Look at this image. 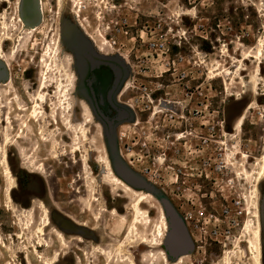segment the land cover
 Masks as SVG:
<instances>
[{"label": "rangeland", "instance_id": "374dc122", "mask_svg": "<svg viewBox=\"0 0 264 264\" xmlns=\"http://www.w3.org/2000/svg\"><path fill=\"white\" fill-rule=\"evenodd\" d=\"M65 1L64 10L60 11L56 0H44V25L39 31L24 32L18 52L10 61L12 83L1 94L8 102L19 97L9 110L13 119L9 134L13 138L24 135V140L18 141L31 157L34 155L45 164L46 170V178L20 170L13 199L23 209L31 207L34 201L47 203L55 222L69 230L66 232L69 248L64 249L57 242L51 227L46 236L50 248L40 249L43 260L35 254L41 222L37 203L33 206L36 221L29 223L27 240L19 239L24 232L16 226L17 218L4 206L0 182V235L12 250L5 251L0 241V264H45L44 259L55 262L58 252L59 264H128L119 262L120 257L106 263L94 251L97 243L78 247L72 238L80 232L61 218L57 207L81 223L91 221L102 229L108 236L107 244L121 240L119 244L140 245L141 250L136 247L135 253L138 264L141 255L152 250L155 258H148L153 264H170L161 255L163 246L154 244L160 241L156 225L161 223L162 203L153 200L143 205L152 224L147 225L140 216L137 231L132 233L136 218L132 205L137 197L130 199L112 184L104 163L110 156L107 137L103 136L100 121L91 118L75 78L79 61L72 56L79 57L81 44L89 47L80 31L92 35L104 55L120 54L132 66V76L121 90L125 91L126 103L139 112L142 125L137 129L123 123L128 127L120 131L118 153L121 157L120 151H137L139 157L134 152L128 156L135 165L134 171L149 181L183 222L188 223L196 243L192 256L183 264H228L225 254L234 250L241 225L229 236L227 232L233 222H205L200 212L220 206L238 192L245 196L253 193L254 184L237 176L239 186L228 161L237 159L236 166L245 163L253 172L258 171L257 159L264 156V119L260 116L264 113V57L260 61L256 56L264 35V0ZM17 4L18 0H11V4L0 0V39L7 55L13 49L7 39L13 30L3 29V19L10 25L13 23ZM80 12L85 31L75 17ZM61 26L65 29L63 49L59 46ZM21 28L12 34L18 35ZM153 41H162L168 48L157 52L150 46ZM245 54L253 58L243 65ZM254 77L259 84L257 89ZM242 82L247 84L246 88ZM40 94L45 96V103L38 100ZM253 104L259 107L247 114L242 130L236 134L235 124ZM36 105L43 107L44 117H31ZM6 113L0 108V119ZM225 131L233 134L232 140ZM50 134L53 140L47 143L45 138L50 139L47 137ZM53 141L58 143V149ZM2 142L0 138V147ZM75 147L80 149L77 154L73 152ZM51 150H58L60 158L55 159ZM230 153L232 156H227ZM242 154L249 158L244 159ZM220 158L225 159L228 169L221 176L214 170ZM17 163L14 157L13 164ZM85 163L91 173L85 170ZM261 192L264 207V181ZM261 196L258 208L251 204L253 211L248 219L259 221L264 234ZM102 197L109 210H117V216L110 212L101 214L97 200ZM239 221L243 224L242 219ZM216 230L220 236L211 239ZM242 236L243 229L239 238ZM148 245L152 248H147ZM249 258L246 253H238L231 256L229 264H252Z\"/></svg>", "mask_w": 264, "mask_h": 264}, {"label": "bare ground", "instance_id": "6f19581e", "mask_svg": "<svg viewBox=\"0 0 264 264\" xmlns=\"http://www.w3.org/2000/svg\"><path fill=\"white\" fill-rule=\"evenodd\" d=\"M8 0H5V2ZM11 1V0H10ZM80 2H82V0H79ZM27 2V0H18V4L16 7V17L13 20V23L10 25L6 19H3V29L4 30H10V28H12V32H9V36H8V40H10L13 44V49L11 54L9 55H5L3 52V43L0 39V52H1V56H0V61H3L10 69V61L14 59V57L16 56V53L18 52V48H19V43L22 39V36L24 34V32H34V31H39L42 29L43 25H44V17L46 14V6H45V2L44 0H32L31 4L32 6H29V10L26 11L25 10V3ZM56 3L58 4L60 11H63L65 8V4L66 1L65 0H56ZM11 4V3H9ZM28 14H31L32 17L27 16ZM1 16V14H0ZM75 17L77 19H79L80 22V26L82 27V29L85 31V26L82 24L81 25V12L80 13H76ZM21 28V33H19L18 35H13L12 33L19 29V27ZM5 35V34H4ZM87 38L90 40V42L93 44L94 46V51L96 53L97 56H99V59H103V60H116L117 62H119V64L122 66V68L124 70H126L128 72L127 77H125L122 86L124 87V82H126V80H128V78H130L132 76L131 74V69L132 66L129 63V60L126 59L125 57L121 56L120 54L114 53L111 54L109 56H105L102 53V50L98 47L96 40L93 38L92 35L86 34ZM105 39V44H108V39ZM63 43H64V27L61 26L60 31H59V46L60 48L63 49ZM109 45V44H108ZM109 47H111L109 45ZM65 49V48H64ZM246 55V54H245ZM257 59L258 60H262L264 57V35H263V39L260 42V45L258 47L257 53H256ZM250 58H253V56H251L250 54L246 55L243 59V65L246 61H248ZM260 65V64H259ZM240 66V65H239ZM11 71V69H10ZM240 71V70H239ZM242 71V70H241ZM245 71V69L243 70ZM261 72V66L258 67V73ZM214 72L212 73V76L214 77ZM234 76V75H233ZM259 76L258 74H256V77ZM45 77V75H44ZM212 77V79H213ZM241 77V76H240ZM256 77H254V81H255V88L257 89V87L259 88V84L256 81ZM75 78H77V74L75 73ZM233 78V77H232ZM235 78V77H234ZM256 79V80H255ZM234 81V80H233ZM6 82V80L4 81ZM127 83V82H126ZM233 83V82H232ZM243 86L246 88L247 84L243 83ZM8 83H5L4 85H0V88H4V87H8ZM126 85V84H125ZM230 85V84H229ZM233 85V84H232ZM121 86V88H123ZM120 88V89H121ZM229 88V87H228ZM43 89V88H42ZM119 89V90H120ZM2 94H0V99H2ZM67 97V96H66ZM39 101H42V103H45V96L43 94H40L38 97ZM83 103L86 105L90 116L92 119H98L101 131L103 133V136L107 137L106 135V128L104 126V124L102 123V121L98 118V116L96 115L92 105L86 101V100H82ZM119 105H121L120 107H123L125 109H127L130 114L132 115V118L130 119V121L128 122H124L127 123L128 125H131V127H137L140 128L141 121H140V115L139 112L136 110V108L130 104V103H126V98H125V91H123V89L120 91V93L118 94V99H117ZM69 106V108L71 107L70 103L67 104ZM36 109L32 110L30 112L31 117L33 118H39L40 114L42 113V111H39L41 108L40 105H36ZM259 106L257 105H251L247 108V110H245V113L243 116H241V118L237 121V123L234 126V130L236 132V134H238L243 127V122L244 119H246V116L248 113L252 114V111H254L256 108H258ZM39 108V110H38ZM24 111V110H23ZM155 112L152 113V118L155 116ZM260 116L263 117L264 119V113H261ZM97 120V121H98ZM9 122L11 121V119L8 120ZM123 124V123H122ZM127 124H123L120 125L117 133H116V139H117V147H118V141H120V131L124 130L127 126ZM28 127V125H26V128ZM122 133V132H121ZM224 134L226 135V137L228 139L232 140V135L233 134H228L226 131L224 132ZM85 140H88L87 137V132L86 130L83 133ZM124 135V134H122ZM19 140H24V137L22 135H20ZM46 142H50L49 138H45ZM7 141H10L9 136H7ZM76 141V140H75ZM6 144V143H5ZM119 149V147H118ZM80 151L79 148L75 147L74 148V153L77 154ZM119 151V150H118ZM134 152L136 157H139V154H137V151L132 150V151H128V152H122L120 151L121 157L123 158V160H125V162L127 163L128 166H130L131 168H133V170L136 171L135 165L133 163H131L129 160V154ZM57 155V154H55ZM227 156H232V153L228 154ZM242 156L244 157V159H248L249 157L245 156L244 154H242ZM111 156H109V158L104 160L105 165L107 166V171L110 173L111 175V181L112 184L115 188H120L121 190H123L124 192H126L130 199L135 198V196L137 197L135 202L132 205V210L136 213V218L133 220V227H132V233L133 231H137V224L139 223V217H144L145 222L148 224H152V218L150 216V214L142 209V206L145 204L150 203L153 200H156L157 202H161L159 200L158 197H156V195L153 193V189H140V188H136L135 186H133L132 184H130L129 182H127L124 178H122L118 172L116 171L113 162H112V158H110ZM162 161V160H161ZM29 162L32 165H35V161L30 159ZM237 159L235 160V162L233 161H228V164L230 165V167L232 168L233 174H234V179L237 181V183L240 186V182L237 180V176L238 178L241 179H246V181L248 182H252L254 184V189L252 190L253 193L251 192V195L245 196L242 193V197H243V201H244V221L243 224L241 226L240 229V235L242 234V229H243V236L239 238V236L237 237L236 241H234L233 244H235L234 246V250H232L231 252H228L225 254V257L227 258L228 264L230 263L229 260L231 259V256H235L238 253H246L247 257H250L249 260H251L252 264H264V254H263V236H262V230H261V226H260V222H253L251 219H248L250 216L251 211H253V208H258V199L261 196V185L263 184L264 181V156L260 157L259 159H257V163L255 166H258V171H250L249 168L245 165V163H242V165L240 166H236L237 165ZM241 167V168H239ZM90 166L88 163H85V170H88V173H91L89 170ZM45 167L42 166L40 168V171H44ZM237 170V171H236ZM138 172V171H137ZM237 172V175H236ZM254 175H257V177H255ZM0 178H4L6 180V182L8 183L7 186V194L9 193L11 186H12V174L11 171L9 169L8 166V157L6 153H3V157H2V161H1V169H0ZM149 182V181H147ZM150 185V183H148ZM241 187V186H240ZM157 191V190H156ZM79 193V192H78ZM252 201V203H251ZM97 202L101 205L102 210H101V214L102 213H106V212H110L111 215L113 216H117L118 212L116 209H112L109 210L108 209V205L105 202V200L102 197V200L99 199L97 200ZM162 203V202H161ZM251 204L253 206V208L251 207ZM163 205V204H162ZM164 207V206H163ZM256 217L258 219V216L256 214ZM161 223H158L156 226L157 228V232H158V237L160 238L159 243H154L156 246H160L162 245L164 248L163 253L161 254L165 260V262H170V264H183L185 259H189L192 256V251L195 248V245L193 244L194 242L196 243V241L192 239V247L193 249L190 251H182L180 253H178L176 256H172V254H170V252L168 251V238L170 235V224L168 222V218H167V213L165 208H162L161 210V217H160ZM46 223V220H45ZM48 224H45V226H47ZM29 225H28V231H29ZM40 233L41 230H39V232L37 231V236H39V240H38V244L37 246L35 245V254L43 260V256L39 253V249H44V248H50V245L48 242H45L41 239L40 237ZM81 233V232H80ZM62 243H63V247L67 248L68 245L67 243L64 241V239L62 238ZM126 244H121L119 247V251L120 249H123V247ZM232 245V244H231ZM154 246V245H153ZM243 246H245V251H243ZM3 247L6 248L7 246H4L3 243ZM129 248V247H128ZM147 248H152V245H148ZM155 247H153L154 249ZM229 251V250H228ZM240 251V252H239ZM122 252V251H121ZM152 254H150V258L153 257V259L155 258V254H154V250H152L151 252ZM174 258H171L170 255ZM58 257V256H57ZM56 257V258H57ZM56 258L54 260H56ZM111 258V255H110ZM44 262H46L45 264H55V262H52L50 260L44 259ZM118 263V262H117Z\"/></svg>", "mask_w": 264, "mask_h": 264}, {"label": "flooded vegetation", "instance_id": "af4514ba", "mask_svg": "<svg viewBox=\"0 0 264 264\" xmlns=\"http://www.w3.org/2000/svg\"><path fill=\"white\" fill-rule=\"evenodd\" d=\"M27 1H31V0H27ZM6 3H11V1L8 0L6 1ZM27 16L32 17L31 14H28V13H27ZM80 33L88 42L89 47H83L81 44L80 51H79L80 52L79 57L77 58V56L75 55H73L72 57L74 61L76 60L79 61L78 62L79 63L78 72H76L77 74L76 80L79 81L80 90H82L84 94V97L82 99L88 101L91 105H93V107H95V109L101 116H103L105 119L111 122L118 116V112L115 110L114 106L119 105L117 99H118V94L121 91L120 88L125 79V71L122 68V66L119 64V62H117L116 60L99 59L100 57L96 55L94 51V46L90 42V40L87 38V35L83 33L82 31H80ZM64 37H65V29H64ZM3 49H4L3 52L6 55L5 48L3 47ZM0 56H1V52H0ZM87 57H91L92 60H89ZM0 63H2L3 66L5 67V70L8 76L6 79V82L4 81L0 82V85H4L5 83H8L9 84L8 87H9L12 83L11 71L9 67L3 61H0ZM2 71L3 70L1 69L0 73ZM118 77L120 78L119 84L116 86V80ZM5 88L7 87L0 88V94H1V91L2 92L5 91L3 90ZM18 100H19V97L16 96L13 99V101L8 102L7 100H5L4 95L2 96V99H0V108L7 110V113L0 119V125L2 124L1 130H0V138L3 139L2 146L0 147V167H1L3 153H6L8 157V166L11 171L12 180H13L11 189L9 193L7 194L8 183L6 182L4 178H0V182L3 185L2 196L4 199V206L7 208L9 212H11V214L14 217L17 218L18 223L16 224V226L19 225V228H21L22 231L24 232L19 236V239L27 240L28 225L30 222L32 223L36 221V211L34 210L33 206H34V203H37L39 205L38 206L39 212L41 214V217H40L41 222L38 224V226L40 227V229H38V232L39 230H41L42 232L40 233L41 239L45 242L48 241L46 238L47 232H48V229L52 227L54 228V235H55V239L57 240V242L61 246H63V243L61 240L63 238L64 241L68 245L69 243L66 237V232L69 230L63 227L61 224H57L55 222V219L52 216L47 203H45L44 201L38 200V201L32 202L31 207L27 209H23V208H20L19 205H16L13 199L12 195H13V191L17 188V182L19 181L18 177L20 176V170L46 178L45 177L46 170L44 169L43 172L40 171V168L42 166L45 167V164L41 161L36 160L34 155H33L34 157L30 156L26 148L23 145H21L20 142L18 141L20 137L19 135L13 138L9 134L10 130L13 129V119H12V115L9 110H12L14 102ZM5 101H6L5 103L6 105L4 104ZM40 108H41L40 110L42 111V113L40 114L39 117H44L43 116L44 109L43 107H40ZM9 119H11L10 122L8 121ZM121 124L122 123H120L116 127V133ZM24 126L26 127V123H24ZM7 136H9L10 141H7ZM47 137H50V142H51L52 134H50V136L47 135ZM52 144L53 146L57 148L58 143L56 141H53ZM10 149H12L14 153H12ZM53 153L57 154V155L54 154L53 156L55 159L60 158L61 155L58 150H51L50 154H53ZM14 157H16L18 161L16 165L13 164ZM30 159L35 161V165H32L29 162ZM260 208H261V214L263 217L264 207L262 206V196H261ZM55 209L59 212V215H61V218L63 219L65 218V220H67L68 222L67 224L70 227H72L76 231L81 232L79 234H74L72 238V240L76 242L78 247L84 246L85 248H87L88 245L90 244L93 245L92 242L97 243L95 244L97 247L94 248V251L100 256L101 259H104L106 263H110L113 257H120L119 262L126 261L128 264H138L135 259V253L137 252L136 247L138 250H141L140 245H136V246L135 245H125L123 249H120L119 251V247L121 245L119 243L121 242V240L113 242L112 244H107L108 236L106 237L102 229H98L96 228V226L92 225L91 221H86V222L81 223L77 221L76 219H74V217L71 214L62 211L60 208L57 207ZM88 212H91V209H89ZM45 220H46V223H45ZM45 224H48V225L45 226ZM262 236H263V243H264V234H262ZM90 238H92L93 241L89 240ZM38 240H39V236H37V244H38ZM0 241H2V248L5 251H12L10 247L7 246L3 242V237L1 235H0ZM3 243H4V246H7L6 248L3 247ZM68 248L69 246L64 249H68ZM41 250H44V249H41ZM81 251L84 252L85 250H81ZM39 253H40V249H39ZM150 254L151 253L147 251L146 253H143L141 255V260H142L141 264H146L147 261L150 262L149 264H153L150 258H148ZM263 254H264V247H263ZM110 255H111V258H110ZM57 256L58 257L55 260V264H59L61 260V254L59 252L57 253ZM170 257L174 258L171 255ZM77 260H80V259L77 258Z\"/></svg>", "mask_w": 264, "mask_h": 264}, {"label": "water", "instance_id": "95a60500", "mask_svg": "<svg viewBox=\"0 0 264 264\" xmlns=\"http://www.w3.org/2000/svg\"><path fill=\"white\" fill-rule=\"evenodd\" d=\"M32 1V0H31ZM31 1H27L25 3V10H29V6H31ZM89 60H92L91 57H87ZM3 70L0 73V82H3L7 79V72L5 70V67L2 63H0V70ZM125 71V77H127V71ZM119 77L116 80V86L119 84ZM93 107V105H92ZM115 110L118 112L117 118L109 122L107 119H105L103 116H101L95 107H93L96 115L98 118L102 121L106 128V135H107V145L109 149L110 156L112 158L113 165L118 172V174L124 178L127 182L135 186L136 188L140 189H153V193L156 195V197L159 198V200L162 202L166 213L168 222L170 224V235L168 238V251L172 256H176L178 253L182 251H190L193 249L192 247V241L190 239V236L188 234V231L186 229L185 223L180 218L176 210L172 207V205L160 194L158 191L154 189V187L150 184H148L147 180L136 173L133 169H131L126 162L120 157L118 153V147H117V139H116V127L120 124L130 121L132 118V115L130 112L120 107L119 105L114 106Z\"/></svg>", "mask_w": 264, "mask_h": 264}, {"label": "built area", "instance_id": "2783aa9c", "mask_svg": "<svg viewBox=\"0 0 264 264\" xmlns=\"http://www.w3.org/2000/svg\"><path fill=\"white\" fill-rule=\"evenodd\" d=\"M151 48L157 52H164L168 47L166 43L162 41H153L150 44ZM214 170L215 173L219 176L225 175V172L228 170L227 169V163L225 159L220 158L215 164H214ZM212 206V204H210ZM211 208V209H210ZM209 209H202L200 212L201 216H205L204 221L206 222H211L215 221L218 223H223L225 221L228 222H233L234 225L232 228L228 229V235L231 236L234 230H236L240 225L242 226V223H240V219L244 221V201L242 197V193L240 194L239 192L237 193L236 196H234L231 200L223 201L221 202V205L218 207H210ZM242 221V222H243ZM186 229L188 231V234L190 236V239L192 238V235L190 233V229L188 226V223L186 221L184 222ZM220 236L219 231H214L213 234H211L210 238L212 239L213 236ZM229 237L226 238V240ZM192 241V239H191ZM217 243H221L220 240H217Z\"/></svg>", "mask_w": 264, "mask_h": 264}]
</instances>
